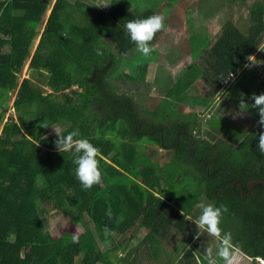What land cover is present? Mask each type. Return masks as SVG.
I'll list each match as a JSON object with an SVG mask.
<instances>
[{
  "label": "trees",
  "instance_id": "1",
  "mask_svg": "<svg viewBox=\"0 0 264 264\" xmlns=\"http://www.w3.org/2000/svg\"><path fill=\"white\" fill-rule=\"evenodd\" d=\"M108 4L102 11L79 0L74 4L55 0L52 5L50 0H0V264H136L139 253L131 249L123 257L115 256L117 248L123 251L122 243L101 249L100 244L115 242L105 235V227L120 238L145 226L161 241L171 230L178 241L191 242L190 249L205 250L209 245L202 247V241L215 240L204 234L196 238L194 221L201 213L197 205L202 197L205 204L228 208L221 227L232 233L246 257L264 261V155L256 146L261 131L257 112L249 106L253 121L246 125L221 104L220 111L233 128L230 135L219 137L202 129L193 113L175 116L171 106V114L154 116L158 110L140 111L127 94L113 92L106 81L109 67L137 51L126 34V23L155 12H139L133 0ZM253 6L248 30L227 21L202 54L190 55L196 63L176 75L172 84L178 102L173 105L191 98L207 109H219L216 94L234 88L236 99H227L238 108L241 92L248 97L264 93V62L262 77L244 67L264 40V0ZM165 29L166 21L151 46ZM97 49L103 55H97ZM26 61L36 77L43 78V87L47 84L58 95H44L41 84L30 78L18 83ZM231 73L237 74L236 80L225 83ZM196 81L201 88L191 97ZM73 86L80 92L73 90L69 97L64 91ZM12 93L14 114L5 118ZM42 120L65 135L79 129L81 138L99 149L103 174L99 185L82 189L73 153L57 152L52 129L38 127ZM141 141L169 153L177 176L190 177L186 191L175 192L173 184L160 188L158 165L151 159L156 151L141 154L135 149ZM255 180L259 182L249 189L248 183ZM46 207L82 232L63 231L52 239L45 231Z\"/></svg>",
  "mask_w": 264,
  "mask_h": 264
},
{
  "label": "rangeland",
  "instance_id": "2",
  "mask_svg": "<svg viewBox=\"0 0 264 264\" xmlns=\"http://www.w3.org/2000/svg\"><path fill=\"white\" fill-rule=\"evenodd\" d=\"M55 0H50L51 5ZM77 0H68L70 4H74ZM80 2L89 4L92 7L103 6L108 4L109 0H96L91 3L88 0H79ZM259 0H133V5L139 7V12L149 9L156 14L163 15L166 21V33L161 37L154 46V51L150 58L143 57L138 51L130 55L131 58H122L112 66L115 69L109 67L108 74L106 78L107 83L112 87V91L118 94H127L129 97L135 101V105L138 109L145 111L156 112L154 116L162 117L161 114L168 112L171 114V106L175 116L187 115L193 113L196 117V122L201 125V128L215 133L219 137H225L230 135V131L233 125L228 117L220 111V108L225 106L226 111L235 112V117L238 121L245 122L246 125L251 124L253 119L248 114H243L239 112V109L235 107L234 101L228 100L227 96H231L236 99L235 92L228 88H224L220 93L216 94L214 102L218 105L220 103L219 109L214 107L205 108L201 102H193L188 98L183 103H177L173 105V102H178V96L176 94L177 87L173 86L174 80L177 78L179 71L187 67L192 61L190 55L196 57L207 49V44L213 42L219 35L221 28L224 23L231 21L235 27L245 32L251 26L250 14L253 9V5ZM102 11H107V7H98ZM50 11V7L46 13V17ZM75 16L81 20V16L77 13ZM186 20V23H184ZM217 35V36H216ZM210 38V39H209ZM37 40L34 42L32 50L36 46ZM256 53H254L252 64L248 59L245 61L244 67L253 70L257 77H262V65L264 62V40L262 41L260 48ZM198 62V61H197ZM28 61L22 67L21 73L18 78V83L24 78H30L34 82H38L43 87V78L41 80L36 77L37 73L28 67ZM183 71V70H182ZM107 74V75H108ZM35 75V77H33ZM237 75V74H236ZM236 75L233 74V78L230 81L233 83L236 80ZM47 78V75L45 76ZM38 78V79H37ZM175 83V82H174ZM255 83V82H254ZM174 87V88H173ZM195 90L189 92L191 97H195L199 93V88H201V83L196 81ZM43 94H51L53 97L59 94V91H54L53 89L47 87L41 88ZM75 90L80 92L76 86L71 87L64 92L67 93L69 97L72 95V91ZM240 92L241 90L238 89ZM185 93V92H184ZM187 94V93H186ZM13 93L8 102V110L6 115L10 111V106L13 101ZM184 95V94H183ZM14 114L13 111H11ZM10 115V114H8ZM230 123V124H229ZM1 128V126H0ZM59 129V128H58ZM50 133H54L53 130ZM135 149L141 154L147 155L149 150L152 149L155 152L151 158L154 162H157L156 174L159 178L160 188L166 189L169 185L173 184L174 191L178 192L181 188L186 191L188 183L187 176H177L178 174L170 166V160L168 152L159 149L156 145L152 143H147L141 141L137 146L135 144ZM176 178H180L178 181ZM177 181V182H176ZM200 201L205 202V198H200ZM200 202V203H201ZM197 208V207H196ZM47 214L45 217V231H47L52 239L58 238L60 233L63 231L74 232L80 234L81 229L76 228L70 224L64 217L53 209L47 208ZM90 227H92L90 225ZM172 232L176 236V232ZM207 235L206 233H199ZM115 239L114 244L105 242V244H100L102 250L112 249L117 246V243H122V247L117 248L115 256L123 257L124 251L131 249L132 252H138L142 247V240H149L148 235L142 232L140 227L134 234L131 235L130 231L118 238L116 235H111ZM131 236H135L131 241ZM129 240L128 246H126V241ZM176 240V237H175ZM181 240V238L179 239ZM214 242V241H213ZM216 243V242H214ZM118 244V245H120ZM152 245V243H151ZM151 248L154 249V245ZM209 246H213L212 243ZM187 247L185 241L178 244L177 248L184 249ZM173 248L174 251H179V249ZM189 249V248H188ZM164 251L169 252L168 247L164 245ZM144 252V251H142ZM114 255L111 257L116 258ZM144 264H152L154 256L149 260L148 255L143 256ZM191 259V258H190ZM200 263L201 261L198 260ZM161 264V261L158 262ZM97 264H103L98 262ZM117 264H122L117 262Z\"/></svg>",
  "mask_w": 264,
  "mask_h": 264
},
{
  "label": "clouds",
  "instance_id": "3",
  "mask_svg": "<svg viewBox=\"0 0 264 264\" xmlns=\"http://www.w3.org/2000/svg\"><path fill=\"white\" fill-rule=\"evenodd\" d=\"M109 4L96 7H108ZM165 17L160 14L152 15L144 19L130 20L125 25L126 34L129 36L131 42L135 44L137 51L145 58H150L152 52L155 50L151 46V42L154 40L156 34L164 30ZM97 55H103V52L99 49L96 50ZM252 64L255 57L249 56L247 58ZM232 73L228 79H223L227 83L232 79ZM238 109L240 113L247 114L249 106L254 109L259 119L257 120V127L261 129L256 134L257 148L261 155H264V93H253L250 97L245 93L239 94ZM252 101L249 104L247 101ZM38 127L51 128L55 135L56 140L54 146L60 154L71 152L73 153V164L75 165V177L79 181L82 189L90 190L95 185H99L102 181V171L99 167L100 151L95 147L88 139L81 138L79 129H74L68 132L66 135L57 127L50 125L46 120H42ZM39 146V145H38ZM201 209L199 217L194 221L197 229L196 238H199V233H206L212 237L215 241H218L216 247L208 246L204 251V259L207 264H239L241 257L243 256L242 249L234 242L232 233L224 231L221 227L222 218L224 214L228 212V208L225 205L216 206L211 203H199L197 205ZM107 215L111 217V210L109 209ZM183 215V212H181ZM105 235H114L110 229L105 227ZM76 241V237H73V242ZM249 258V257H248ZM251 259V258H250ZM257 264H262L264 261L260 258L252 259Z\"/></svg>",
  "mask_w": 264,
  "mask_h": 264
},
{
  "label": "crops",
  "instance_id": "4",
  "mask_svg": "<svg viewBox=\"0 0 264 264\" xmlns=\"http://www.w3.org/2000/svg\"><path fill=\"white\" fill-rule=\"evenodd\" d=\"M12 109H10L8 114L11 113ZM7 113V112H6ZM8 114L6 116H8ZM186 219L189 221L191 220L190 218L185 215ZM140 229H142V232L146 235H148L149 240L147 243V240H142L143 247L136 253H139V256H136L137 262L136 264H144V259L143 256L145 254L148 255L149 260L152 259L154 256V260L152 264H159L158 262L161 261V264H207L206 260L204 259V251L205 250H193L192 248L190 249L191 242H187L184 239L178 241V236H175L172 234V232H169V234H166L164 237L165 239L160 240L162 237H155L151 232H149V229L145 226H141ZM167 230V228H166ZM172 234V235H171ZM179 234V233H178ZM135 236H131L130 241L134 238ZM155 237V238H154ZM176 237V240H175ZM167 238V240H166ZM161 241V243H158ZM182 241H185L187 244V247L184 249H179L177 248L178 244L181 243ZM127 242V241H126ZM216 242V243H214ZM210 241V240H203L202 241V247H205L206 244H213V247H216L218 245V241ZM154 245V249L152 250L151 248ZM129 242H127V245ZM164 245L168 247L169 252L164 251ZM173 248L179 249V251H174ZM189 248V250H188ZM144 251V252H142ZM191 258V259H190ZM200 260L201 263L198 261ZM239 264H257L255 261L253 262L250 258L246 257L244 254L240 259Z\"/></svg>",
  "mask_w": 264,
  "mask_h": 264
},
{
  "label": "water",
  "instance_id": "5",
  "mask_svg": "<svg viewBox=\"0 0 264 264\" xmlns=\"http://www.w3.org/2000/svg\"><path fill=\"white\" fill-rule=\"evenodd\" d=\"M259 181H257V180H255V181H250L249 183H248V188L250 189L252 186H254L256 183H258ZM262 185L264 186V183L262 182ZM242 196H244V195H242ZM262 196H263V198H264V189H263V193H262ZM252 260V259H251Z\"/></svg>",
  "mask_w": 264,
  "mask_h": 264
},
{
  "label": "flooded vegetation",
  "instance_id": "6",
  "mask_svg": "<svg viewBox=\"0 0 264 264\" xmlns=\"http://www.w3.org/2000/svg\"><path fill=\"white\" fill-rule=\"evenodd\" d=\"M236 183H238V181H236ZM239 187L242 189V186L239 184ZM247 193L248 192H246V193H244L246 196H247Z\"/></svg>",
  "mask_w": 264,
  "mask_h": 264
},
{
  "label": "bare ground",
  "instance_id": "7",
  "mask_svg": "<svg viewBox=\"0 0 264 264\" xmlns=\"http://www.w3.org/2000/svg\"><path fill=\"white\" fill-rule=\"evenodd\" d=\"M262 264H264V262Z\"/></svg>",
  "mask_w": 264,
  "mask_h": 264
},
{
  "label": "built area",
  "instance_id": "8",
  "mask_svg": "<svg viewBox=\"0 0 264 264\" xmlns=\"http://www.w3.org/2000/svg\"><path fill=\"white\" fill-rule=\"evenodd\" d=\"M233 76V75H232Z\"/></svg>",
  "mask_w": 264,
  "mask_h": 264
}]
</instances>
